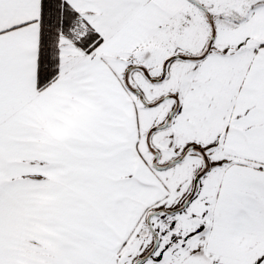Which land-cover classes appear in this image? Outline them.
Wrapping results in <instances>:
<instances>
[{"label": "snow or ice", "instance_id": "obj_1", "mask_svg": "<svg viewBox=\"0 0 264 264\" xmlns=\"http://www.w3.org/2000/svg\"><path fill=\"white\" fill-rule=\"evenodd\" d=\"M0 264H264V0H0Z\"/></svg>", "mask_w": 264, "mask_h": 264}]
</instances>
